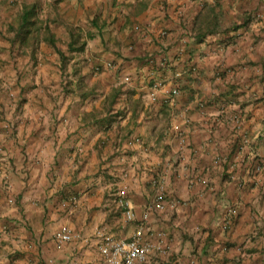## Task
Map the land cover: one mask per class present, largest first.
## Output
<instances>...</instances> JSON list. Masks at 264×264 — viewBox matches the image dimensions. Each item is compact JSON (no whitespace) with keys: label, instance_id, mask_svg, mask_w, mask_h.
<instances>
[{"label":"crops","instance_id":"1","mask_svg":"<svg viewBox=\"0 0 264 264\" xmlns=\"http://www.w3.org/2000/svg\"><path fill=\"white\" fill-rule=\"evenodd\" d=\"M259 2L61 0L35 39L6 14L0 264H111L142 223L138 264H264Z\"/></svg>","mask_w":264,"mask_h":264},{"label":"built area","instance_id":"2","mask_svg":"<svg viewBox=\"0 0 264 264\" xmlns=\"http://www.w3.org/2000/svg\"><path fill=\"white\" fill-rule=\"evenodd\" d=\"M195 69V68H194ZM161 83H155L154 88H158ZM178 92L177 87L173 89L172 93ZM155 97V94L153 95ZM179 129V125H175ZM260 166H258V169ZM157 208L164 209L162 194L158 196ZM120 205L123 208L124 215L128 221L135 219V212L132 209L130 201L124 197L120 200ZM233 211V209H231ZM146 230V225L142 223L136 230L131 239H118L111 235H104L103 243L100 245V250L111 264H138L144 261L151 249L155 245L151 241H143V235ZM57 237L62 240H69L71 238V231L65 230L57 233ZM157 248H162L161 245H156Z\"/></svg>","mask_w":264,"mask_h":264},{"label":"rangeland","instance_id":"3","mask_svg":"<svg viewBox=\"0 0 264 264\" xmlns=\"http://www.w3.org/2000/svg\"><path fill=\"white\" fill-rule=\"evenodd\" d=\"M36 2L38 3V8L36 11L37 16H35V19L39 20V22H46V21L50 22V20L52 22L55 21V18L52 17L54 7L59 8V11H57V15H56L58 22L62 21L63 15H62V6L60 4L61 0L58 1L59 6L55 5L52 8L50 4H48V1L46 0H0V22L4 21L8 14L12 16L13 21H18L17 19H20V15H21L20 13L23 12L24 5L32 4ZM259 3L258 5L261 4ZM261 5L264 6V0ZM46 31L47 30L42 29L39 36L41 35L44 36L46 34Z\"/></svg>","mask_w":264,"mask_h":264},{"label":"trees","instance_id":"4","mask_svg":"<svg viewBox=\"0 0 264 264\" xmlns=\"http://www.w3.org/2000/svg\"><path fill=\"white\" fill-rule=\"evenodd\" d=\"M37 8H38L37 2L24 5L23 12L21 13V16H20L21 23H20L19 28L17 29L18 35H24V37H30L33 39L38 37V35L41 32L42 26L38 24L41 22L35 19V16H37V13H36ZM46 30L47 31H46L45 36L51 33L48 28Z\"/></svg>","mask_w":264,"mask_h":264}]
</instances>
